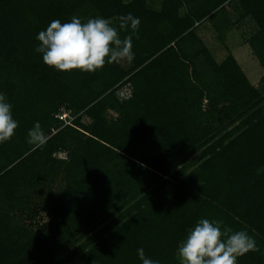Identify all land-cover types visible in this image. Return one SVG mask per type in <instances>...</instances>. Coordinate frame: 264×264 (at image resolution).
Segmentation results:
<instances>
[{
    "label": "trees",
    "instance_id": "obj_1",
    "mask_svg": "<svg viewBox=\"0 0 264 264\" xmlns=\"http://www.w3.org/2000/svg\"><path fill=\"white\" fill-rule=\"evenodd\" d=\"M228 7L264 72V0H0V93L18 121L0 144V264H141L139 248L179 264L200 218L246 229L260 251L238 264H264V86L196 32L211 18L219 36ZM128 13L131 63L61 72L34 51L53 19ZM36 122L42 148L27 143Z\"/></svg>",
    "mask_w": 264,
    "mask_h": 264
},
{
    "label": "clouds",
    "instance_id": "obj_2",
    "mask_svg": "<svg viewBox=\"0 0 264 264\" xmlns=\"http://www.w3.org/2000/svg\"><path fill=\"white\" fill-rule=\"evenodd\" d=\"M140 20L132 13L121 15L117 22L100 16L82 21L73 15L68 22L53 19L40 31L34 49L42 55L43 63L57 71L74 69L88 73L102 69L105 64L134 59L133 35L138 38ZM121 32L128 33L121 36ZM12 104L0 93V144L9 141L18 127L13 118ZM47 134L39 122L27 132V143L42 148ZM260 248L246 229H233L220 219L200 218L186 230L178 242L175 256L179 264H238V258ZM141 264H160L137 249Z\"/></svg>",
    "mask_w": 264,
    "mask_h": 264
},
{
    "label": "rangeland",
    "instance_id": "obj_3",
    "mask_svg": "<svg viewBox=\"0 0 264 264\" xmlns=\"http://www.w3.org/2000/svg\"><path fill=\"white\" fill-rule=\"evenodd\" d=\"M227 11L230 16L228 19L230 23L225 26L224 32L221 30L222 33L219 36L216 34L213 24L210 23L211 18L197 25L196 32L216 61H220L230 52L249 81L256 87L264 86V72L246 41V37L251 33L252 23L247 17L237 23L238 12H233L230 7L227 8ZM116 92L118 94L125 93L124 88L118 89ZM119 96L121 95L119 94ZM107 116L114 117L113 111L107 110ZM55 155L57 157L65 156L64 152H56ZM45 212L41 214L44 222L47 220Z\"/></svg>",
    "mask_w": 264,
    "mask_h": 264
},
{
    "label": "built area",
    "instance_id": "obj_4",
    "mask_svg": "<svg viewBox=\"0 0 264 264\" xmlns=\"http://www.w3.org/2000/svg\"><path fill=\"white\" fill-rule=\"evenodd\" d=\"M55 117L61 120L63 124L68 123V121L71 119V117H68V113L64 109L61 112L56 113Z\"/></svg>",
    "mask_w": 264,
    "mask_h": 264
}]
</instances>
